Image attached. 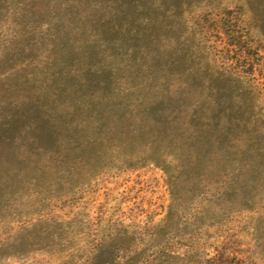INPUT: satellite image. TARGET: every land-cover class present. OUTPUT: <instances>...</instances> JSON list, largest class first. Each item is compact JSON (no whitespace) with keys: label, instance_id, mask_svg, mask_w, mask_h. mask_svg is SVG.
Instances as JSON below:
<instances>
[{"label":"rangeland","instance_id":"rangeland-1","mask_svg":"<svg viewBox=\"0 0 264 264\" xmlns=\"http://www.w3.org/2000/svg\"><path fill=\"white\" fill-rule=\"evenodd\" d=\"M138 3L134 41L113 0H0V101L66 121L99 83L111 111L69 148L0 157V264H264V69L222 28L233 12L260 39L264 0Z\"/></svg>","mask_w":264,"mask_h":264},{"label":"trees","instance_id":"trees-1","mask_svg":"<svg viewBox=\"0 0 264 264\" xmlns=\"http://www.w3.org/2000/svg\"><path fill=\"white\" fill-rule=\"evenodd\" d=\"M50 4V2H47ZM113 3L115 4L113 6L114 10L116 11V14L118 15L117 18V25H114L113 27H110L109 30H113L115 33H131L135 36L134 41H136V38L141 36L142 31L139 33L136 29L137 27H133L134 21L126 16V14L130 11V8L136 9L140 7L138 0H113ZM165 3V2H164ZM244 6H248L250 14L252 19H255V12L256 9H253L252 3L249 1L243 2ZM56 5V3L51 4ZM172 5V4H170ZM52 6L48 5L45 9V12H49L52 8ZM142 8V6H141ZM166 8L164 7L162 9V15L166 13ZM263 11H264V5H263ZM221 14V13H220ZM219 14V16H220ZM228 17L222 21V28L224 29V34L228 36L229 42L234 44L241 55H243V52L246 51L248 55L252 56L257 64V67L259 68V71L264 69V14H263V20L261 19V25H259L260 28V39L257 37V39H253L249 37V30L248 28L246 31H244V28H241L239 26V23H237V14L233 12L227 13ZM128 17L130 20L126 21L125 17ZM217 14H214L212 19H217L219 17ZM203 18H210V16L204 15ZM224 18V17H222ZM126 21L127 23L125 25H121ZM123 26H125L123 28ZM155 26H151L149 28V36L153 38L151 44L154 45L153 47L156 49L158 48V44L160 42V38L158 35H156L154 28ZM130 36V34H129ZM159 38V39H158ZM146 49H149L147 46ZM157 51V49L155 50ZM263 52L261 55L259 52ZM232 76H234L237 81L240 78H247L248 74L245 71L237 72L232 71ZM225 75H221L218 73V78L220 79L219 82L209 83V87H212L214 90H219L221 88H226L223 78ZM229 77V76H226ZM195 85V79L191 80V83L189 84L190 88H193ZM221 85L222 87H219ZM47 87V86H46ZM45 87V90L47 88ZM54 92L60 91L61 89L59 87H51ZM102 89V91H100ZM106 91L103 87L100 86V84H94L90 85L86 88L85 94L83 96L82 101H77V108L75 112H71L69 118L65 121L66 117L65 115H68V113H65L64 115L60 113L62 111V106L55 102V100H48L46 101L44 99L43 102H49L51 105L44 107L43 111H39L41 115V122L36 123V121H31L29 115H22L15 112L13 109L10 108V103L6 104V100L0 101V105L6 104L8 109L4 110L2 113H0V157L5 156L6 160H3L6 164L9 163L8 160H13L14 158V151H15V145L16 143L24 144L26 148H29L32 145H35L38 147L40 151L43 150V146H46L47 144L52 143H60L63 141L66 148H69V145L71 144L72 140L78 139L79 137L88 134V122L90 117L101 118L104 114H110V105H103L102 99L106 97L105 93ZM40 94L39 92H34L33 95ZM28 99V97H27ZM91 105H94L91 106ZM57 106H60L57 108ZM12 110V111H11ZM212 111V109H211ZM85 115L86 118H83L82 115ZM123 112H119V116H123ZM88 116V117H87ZM118 116V117H119ZM62 117V118H61ZM21 125V126H20ZM16 126H20L16 128ZM20 131L17 133V131ZM27 133L28 136L26 137H19V134H25ZM64 139V140H63ZM68 155L72 156V151H68ZM57 159L53 158L51 160H48V162H55ZM65 159L62 158L60 162H63Z\"/></svg>","mask_w":264,"mask_h":264}]
</instances>
